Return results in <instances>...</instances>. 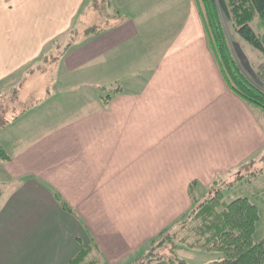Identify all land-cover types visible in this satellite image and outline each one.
<instances>
[{
    "label": "crops",
    "instance_id": "crops-1",
    "mask_svg": "<svg viewBox=\"0 0 264 264\" xmlns=\"http://www.w3.org/2000/svg\"><path fill=\"white\" fill-rule=\"evenodd\" d=\"M85 2L0 0V83L80 15L94 21ZM112 9L117 25L82 30L48 75L19 87L21 115L0 131L11 158L0 162V264H70L90 246L92 261L131 264L194 208L193 183L209 191L264 158V112L222 78L198 0Z\"/></svg>",
    "mask_w": 264,
    "mask_h": 264
},
{
    "label": "trees",
    "instance_id": "trees-1",
    "mask_svg": "<svg viewBox=\"0 0 264 264\" xmlns=\"http://www.w3.org/2000/svg\"><path fill=\"white\" fill-rule=\"evenodd\" d=\"M198 2L209 49L225 83L241 100L264 111V89L255 85L236 61L226 30L227 27L232 34L258 51L264 61V0ZM87 9L94 14V21H81L80 15L70 33L50 43L35 65H30L25 71L7 80L6 83H11L6 85L7 91H0V131L21 115H14L15 111L9 114L10 107L17 110L19 87L14 88L11 85L18 75L40 71L44 65L59 61L79 39L81 33L78 32V23L84 26V37H89L114 27L122 17L112 9V0H86L80 14ZM10 160L9 154L0 145V162ZM251 165L252 163L243 166L242 170H247ZM263 174L264 169L252 174L241 173L226 184L215 182L210 187V193L195 204L182 223L170 230H164L152 239L146 254L131 264H189L176 254L180 244L191 249L199 248L206 253L224 255L223 260L212 264H264V239L257 241L255 238L261 221L259 208L248 198H238L227 203L223 194L224 188H230L247 178H250V183ZM194 185L196 182L191 185L190 194ZM62 207L68 213L75 214L68 205L62 204ZM190 229L194 242L189 241V238H181V234ZM94 250L98 251V247H85L70 264H100L90 259Z\"/></svg>",
    "mask_w": 264,
    "mask_h": 264
},
{
    "label": "rangeland",
    "instance_id": "rangeland-1",
    "mask_svg": "<svg viewBox=\"0 0 264 264\" xmlns=\"http://www.w3.org/2000/svg\"><path fill=\"white\" fill-rule=\"evenodd\" d=\"M77 28H78L79 33H83L82 30L84 26L82 24L78 23ZM226 30H227V37H228L231 49L234 53L236 61L239 63L240 67L247 74V76H249L252 82L255 85L264 89V85L262 81L260 80V72L262 71L264 67V61L262 59V55L258 51H256L254 48H252L249 44L244 42L241 38L232 34L227 29V27H226ZM55 62L56 61H53L51 62V64L48 63L47 65H44L42 67V70H40L42 72H40L39 70H35V72H33L30 76L31 84H34L36 80L43 77L45 74L48 75V71H50L49 67L53 65V63ZM25 77H26V74L24 73L18 75L17 80L14 83H12L11 87L12 86L14 88H16V86L20 87L22 81L25 80ZM6 82L0 84V91H5V92L7 91L8 88L6 87V85L8 86V84H11V83H6ZM23 93H27L26 88ZM251 107L255 109L257 108L253 105H251ZM10 109H11V112L9 113L10 115L13 113V111H15L14 115L18 113V111L15 110L14 108L10 107ZM256 110H259L260 112H264L260 108H257ZM262 169H264V158L263 157L260 159V162H257L254 165L252 164L250 167L247 168V170H244L243 173L249 172L250 174H252ZM233 180H234L233 175L228 176L227 178H224V179L218 176L216 182L219 183L221 181L220 183L223 182V184H226V183L232 182ZM249 180L250 178H247L243 182L236 183L230 188H227V187L224 188L223 194L225 197V202L227 203L235 199H238V198H248L259 208L260 214H261V221L257 227L255 238L257 241H261L264 239V174L260 175L259 177H257L255 180H253L250 183H249ZM193 188H194V191H192L190 195H192L191 199L194 205L197 202H200L202 199H204V197H206L210 193V190L208 191L204 187L202 182L196 183V185H194ZM171 204H172V198L169 200V205L171 206ZM189 213L190 211L189 212L185 211V214L183 216L182 214H180L178 216L179 220L175 222V225L177 226L178 224L182 223L188 217ZM196 225L197 224H194V226ZM192 236L193 235L191 234V229L181 234V238L182 237L189 238L188 239L189 241L194 242V240L192 239ZM176 254L178 255V257L187 261L189 264H212L214 262L221 261L224 259L223 254L206 253L204 251H200L199 248L191 249L182 244L179 245V248Z\"/></svg>",
    "mask_w": 264,
    "mask_h": 264
},
{
    "label": "built area",
    "instance_id": "built-area-1",
    "mask_svg": "<svg viewBox=\"0 0 264 264\" xmlns=\"http://www.w3.org/2000/svg\"><path fill=\"white\" fill-rule=\"evenodd\" d=\"M260 80L262 81L263 85H264V68L262 69V71L260 72Z\"/></svg>",
    "mask_w": 264,
    "mask_h": 264
}]
</instances>
